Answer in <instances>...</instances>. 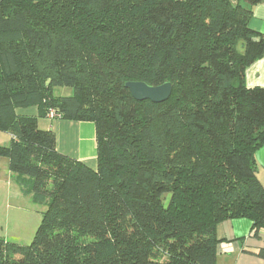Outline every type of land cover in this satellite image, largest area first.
<instances>
[{
  "label": "trees",
  "instance_id": "16d2710c",
  "mask_svg": "<svg viewBox=\"0 0 264 264\" xmlns=\"http://www.w3.org/2000/svg\"><path fill=\"white\" fill-rule=\"evenodd\" d=\"M261 3L0 0V157L48 205L31 245L0 238V264H217L218 224L264 230V87L246 83ZM128 82L173 92L137 102ZM44 118L93 123L97 169L59 153Z\"/></svg>",
  "mask_w": 264,
  "mask_h": 264
},
{
  "label": "crops",
  "instance_id": "0c3cea01",
  "mask_svg": "<svg viewBox=\"0 0 264 264\" xmlns=\"http://www.w3.org/2000/svg\"><path fill=\"white\" fill-rule=\"evenodd\" d=\"M249 26L264 35V3L253 8ZM246 83L248 87H264V57L247 69ZM17 114L38 117L39 110L37 107L23 108L18 109ZM38 125L41 129H51L55 132L59 153L80 161L93 170L97 169L94 124L44 118L38 120ZM9 136L12 140V136ZM256 161L257 175L264 186V146L257 151ZM16 183L19 193H23L17 179ZM12 185L10 184L8 188L11 198L15 191ZM216 236L217 264H264V230L256 233L251 220L247 218L226 220L217 225Z\"/></svg>",
  "mask_w": 264,
  "mask_h": 264
},
{
  "label": "rangeland",
  "instance_id": "374dc122",
  "mask_svg": "<svg viewBox=\"0 0 264 264\" xmlns=\"http://www.w3.org/2000/svg\"><path fill=\"white\" fill-rule=\"evenodd\" d=\"M53 94L56 97H70L73 95V89L55 87ZM10 142L9 134L0 131V145H8ZM8 163V159L0 157V238L28 246L35 239L48 205L36 203L31 196L19 193L16 179L8 169ZM10 184H13L12 189L15 190L12 198L8 189Z\"/></svg>",
  "mask_w": 264,
  "mask_h": 264
},
{
  "label": "water",
  "instance_id": "95a60500",
  "mask_svg": "<svg viewBox=\"0 0 264 264\" xmlns=\"http://www.w3.org/2000/svg\"><path fill=\"white\" fill-rule=\"evenodd\" d=\"M125 87L137 102L151 101L155 104L168 101L173 92V85L169 82L158 87L143 82H128Z\"/></svg>",
  "mask_w": 264,
  "mask_h": 264
}]
</instances>
